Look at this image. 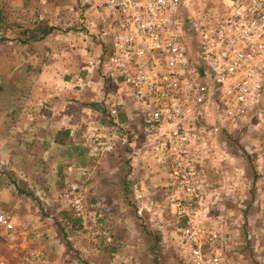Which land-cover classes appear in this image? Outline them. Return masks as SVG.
<instances>
[{
  "label": "rangeland",
  "instance_id": "rangeland-1",
  "mask_svg": "<svg viewBox=\"0 0 264 264\" xmlns=\"http://www.w3.org/2000/svg\"><path fill=\"white\" fill-rule=\"evenodd\" d=\"M219 3L188 0L182 14L196 18ZM81 13L76 0H0V81L5 65L22 62L27 30L51 23L81 35ZM186 35L193 40L191 27ZM8 74L18 82L24 75ZM83 86L75 104L44 106L59 122L52 131L45 123V136L38 135L42 122L17 119L21 106L0 98V114L16 113L14 121L0 120V197L7 199H0L7 217L0 264H264V130L242 125L232 133L219 123L206 148L179 151L171 136L139 132L138 120L127 126L119 105L114 121L105 101L111 84L104 89L87 78ZM6 129L14 144L6 143ZM189 165L203 170L202 182ZM198 246L201 258L192 250Z\"/></svg>",
  "mask_w": 264,
  "mask_h": 264
},
{
  "label": "built area",
  "instance_id": "built-area-1",
  "mask_svg": "<svg viewBox=\"0 0 264 264\" xmlns=\"http://www.w3.org/2000/svg\"><path fill=\"white\" fill-rule=\"evenodd\" d=\"M187 2L76 0L104 46L98 65L116 88L113 120L126 97L139 109V132L171 136L179 151L206 148L223 124L232 133L242 125L264 130V0H220V9L196 18L182 14ZM187 168L204 180L203 170ZM6 218L0 213V225ZM192 250L201 258L200 246Z\"/></svg>",
  "mask_w": 264,
  "mask_h": 264
},
{
  "label": "crops",
  "instance_id": "crops-1",
  "mask_svg": "<svg viewBox=\"0 0 264 264\" xmlns=\"http://www.w3.org/2000/svg\"><path fill=\"white\" fill-rule=\"evenodd\" d=\"M8 9L10 8L8 7ZM70 9L72 10L71 7ZM82 25L85 28V33L82 32L81 35H79L80 33H74L73 31H70L67 34H61L62 32L60 31L56 32L54 24L49 23V27H45V29L49 30L48 34L45 36L42 35L40 29L36 30L34 26L35 31L27 30L23 37H20V43L23 48L22 62H12L11 64L8 63V65H5L7 66V74L4 76L3 80L0 81V89L4 87L7 92L1 94L0 98L3 95H6V99H12L13 102L18 103L21 106L22 114H20L17 119H33V121L37 119L39 123L42 122L39 125L41 132L38 133V135H46L45 123L49 124L48 131L50 129L51 131L57 129L59 126L58 121L52 123L54 117L57 116L55 112L51 115V112L46 111L47 114L43 111L45 110L44 106L47 104L61 106L63 101L75 104L78 101L76 95L84 90L83 81L87 80V78L97 79V82L103 86L104 89L106 86H109L108 78L104 75L102 67L98 65L104 46L95 41L97 39L94 38V36H91L84 23H82ZM29 33L32 35L30 36ZM8 42L11 43L12 40H9ZM87 63L90 65L88 66ZM85 68H88L87 72H89L90 75L85 73L86 71L83 70ZM16 70H21L24 73L20 82L15 81L12 75L8 74L13 73ZM64 73L68 75H64ZM62 86H67V89L64 92L61 90ZM18 88H20V91L16 90ZM114 89L116 91V88ZM83 93H85V91H83ZM109 95L110 93L105 97L107 107L109 106V102H111V96ZM65 96L66 98L62 99ZM124 99V104L119 106L125 110L124 121L127 123V126H129L128 124H131L132 120L141 121L138 107L133 105L128 98L125 97ZM1 102L2 101L0 100V103ZM92 106L93 105L90 107ZM33 111H35L34 114L30 113ZM63 115L66 116L65 114ZM60 116L61 115H59V117ZM15 118L16 113L12 110L0 114V120L3 121L9 122L11 119L14 121L16 120ZM59 119L60 118L57 120ZM71 120L72 119H69V121ZM28 125L31 126L30 123H28ZM66 128L65 132L69 135L76 132V130H73L76 127L71 124ZM130 129L131 130L126 131L127 134L135 133V130H132L133 128ZM3 134L9 137L6 140L7 144L9 140H11L10 142L13 141L14 144L12 138L14 135L13 131H8V129H6ZM40 138L41 137L38 136L36 141L37 144H39ZM41 140L43 141H41L40 144L44 145L45 139ZM9 144L11 145V143ZM53 144H57V146L60 145L59 143H55L54 140ZM6 146L8 147V145ZM0 199L7 200L6 195L4 194Z\"/></svg>",
  "mask_w": 264,
  "mask_h": 264
},
{
  "label": "trees",
  "instance_id": "trees-1",
  "mask_svg": "<svg viewBox=\"0 0 264 264\" xmlns=\"http://www.w3.org/2000/svg\"><path fill=\"white\" fill-rule=\"evenodd\" d=\"M41 30V33H42V35L43 36H45L46 34H48V29H45V28H43V29H40Z\"/></svg>",
  "mask_w": 264,
  "mask_h": 264
}]
</instances>
